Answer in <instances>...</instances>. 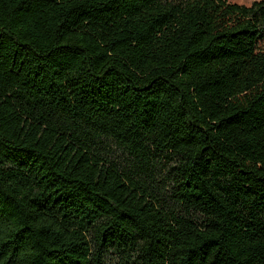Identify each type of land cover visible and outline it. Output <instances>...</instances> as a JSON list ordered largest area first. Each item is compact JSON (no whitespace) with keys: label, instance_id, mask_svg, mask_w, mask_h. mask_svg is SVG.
I'll return each instance as SVG.
<instances>
[{"label":"trees","instance_id":"16d2710c","mask_svg":"<svg viewBox=\"0 0 264 264\" xmlns=\"http://www.w3.org/2000/svg\"><path fill=\"white\" fill-rule=\"evenodd\" d=\"M0 264H264V0H0Z\"/></svg>","mask_w":264,"mask_h":264},{"label":"rangeland","instance_id":"374dc122","mask_svg":"<svg viewBox=\"0 0 264 264\" xmlns=\"http://www.w3.org/2000/svg\"><path fill=\"white\" fill-rule=\"evenodd\" d=\"M231 2L239 3V4H251L255 0H229Z\"/></svg>","mask_w":264,"mask_h":264}]
</instances>
